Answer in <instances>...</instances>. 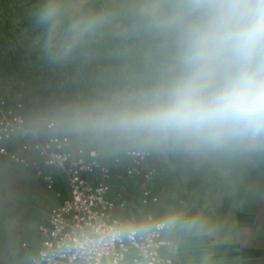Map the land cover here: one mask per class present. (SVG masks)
<instances>
[{"label": "rangeland", "instance_id": "374dc122", "mask_svg": "<svg viewBox=\"0 0 264 264\" xmlns=\"http://www.w3.org/2000/svg\"><path fill=\"white\" fill-rule=\"evenodd\" d=\"M45 3L47 0H0V116L9 109L21 111L27 137L45 140L65 135L74 146L92 147L109 157L131 150L151 152L145 168L154 176L146 186L151 187L156 204H145L149 210L133 220L132 201H145L143 184L138 180V193L119 184L116 189L120 197L116 204L118 208L125 205L120 211L131 221L147 220L151 215L167 222L171 216L194 228L198 219L209 214L211 203H224L219 196L226 184L247 182L251 204L264 195V175L252 156L257 153L249 157L193 155L73 131L70 120L76 109L108 102L125 89L147 83L160 55L159 43L136 27L140 0H63L65 25L82 14L107 12L109 16L66 59H54L48 25L38 21ZM50 123H55L54 130L49 129ZM119 177L126 180L123 174ZM44 190L29 166L0 156V264H19L25 252V225L35 221L40 226L42 208L47 211L51 206L42 207Z\"/></svg>", "mask_w": 264, "mask_h": 264}, {"label": "clouds", "instance_id": "9594fccd", "mask_svg": "<svg viewBox=\"0 0 264 264\" xmlns=\"http://www.w3.org/2000/svg\"><path fill=\"white\" fill-rule=\"evenodd\" d=\"M138 9L136 27L159 43L147 83L76 109L72 130L193 155L264 153V0H140ZM66 15L63 0H47L38 14L54 59L109 16L65 25Z\"/></svg>", "mask_w": 264, "mask_h": 264}, {"label": "built area", "instance_id": "2783aa9c", "mask_svg": "<svg viewBox=\"0 0 264 264\" xmlns=\"http://www.w3.org/2000/svg\"><path fill=\"white\" fill-rule=\"evenodd\" d=\"M26 124L18 110L0 116V156L29 166L58 197L56 185L64 177L69 195L39 227L41 243L30 264H174L165 254L171 245L164 237L169 225L150 215L148 229L129 227L119 215L125 205L118 208L109 197L112 180L121 172L143 184L145 204L157 202L146 186L154 176L144 166L148 153L131 150L109 157L92 147L74 146L65 135L23 139L14 146L13 139L27 130ZM48 127L54 130L56 125Z\"/></svg>", "mask_w": 264, "mask_h": 264}, {"label": "crops", "instance_id": "0c3cea01", "mask_svg": "<svg viewBox=\"0 0 264 264\" xmlns=\"http://www.w3.org/2000/svg\"><path fill=\"white\" fill-rule=\"evenodd\" d=\"M34 138H36L35 135L32 138L23 133L13 139V145L18 144L20 140ZM148 154L151 156V152ZM247 156L249 157L250 154ZM252 156L264 175V153ZM144 166H147V162ZM119 174L122 173L116 172V177L112 180V191L109 194V197L116 202L120 200L116 193L118 184L138 193L136 189L138 179L125 176L123 178L126 180L120 181ZM230 186L226 184L225 192L219 196L224 203H211L209 214L205 218L198 219L194 228L184 224L181 219H174L171 216L167 217V222L164 220L169 225L164 232V237L171 242L165 254L174 261V264H264V195H260L257 202L251 204L250 186L247 182L241 181L239 185ZM43 188L45 193H43L42 207L50 204L51 206L47 211L42 208L41 217L44 221L41 224L46 222L51 209L63 203L69 196L65 189L64 177L59 178L56 185L60 197L48 191L44 185ZM131 206L130 216L133 220L142 214L145 215V211L149 210V207L143 204L142 199H134ZM157 208L158 206L153 207L154 210ZM119 215L129 227H137L140 230L150 227L146 218L136 222L125 218V214L121 211ZM40 226L39 222L35 221L25 225L24 229L27 231L24 233V238L26 241L22 244L25 252L19 264H30L34 254L38 251L41 243Z\"/></svg>", "mask_w": 264, "mask_h": 264}, {"label": "bare ground", "instance_id": "6f19581e", "mask_svg": "<svg viewBox=\"0 0 264 264\" xmlns=\"http://www.w3.org/2000/svg\"><path fill=\"white\" fill-rule=\"evenodd\" d=\"M151 182V181H150ZM142 202H143V200H142ZM143 204L145 205V203L143 202ZM146 206V205H145Z\"/></svg>", "mask_w": 264, "mask_h": 264}]
</instances>
